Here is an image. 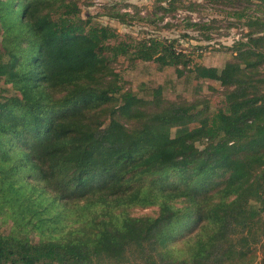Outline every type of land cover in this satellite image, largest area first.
Segmentation results:
<instances>
[{"label": "trees", "instance_id": "obj_1", "mask_svg": "<svg viewBox=\"0 0 264 264\" xmlns=\"http://www.w3.org/2000/svg\"><path fill=\"white\" fill-rule=\"evenodd\" d=\"M109 10L121 23L139 15ZM248 24L264 32V13ZM0 35V78L20 94L0 93V215L14 221L0 231V264H252L264 214L260 37L238 41L222 69L192 70L228 89L210 110L114 87L122 56L180 74L189 61L172 43L123 40L76 0H0Z\"/></svg>", "mask_w": 264, "mask_h": 264}, {"label": "rangeland", "instance_id": "obj_2", "mask_svg": "<svg viewBox=\"0 0 264 264\" xmlns=\"http://www.w3.org/2000/svg\"><path fill=\"white\" fill-rule=\"evenodd\" d=\"M76 1L81 7L83 17L89 16L93 22L101 25H111L120 33L123 40L138 44L149 39H159L167 44H174L178 52L187 56L189 64L184 69V74H180L176 66H163L153 60H134L122 56L114 63L115 74L111 79L113 86L118 87L121 92L131 91L146 100H152L153 94L160 91L168 101L195 102L200 108L210 110L222 107L227 87L218 79H199L192 70L196 65L222 69L226 62L234 60L235 52L232 47L238 41H248L251 35L260 37L258 48L264 51V32H253L252 29L255 28L248 24L251 17L264 13V8L259 9L255 0ZM113 7L119 9L121 13L139 15L134 19H125L126 22L121 23L102 14ZM108 13L111 14V10ZM156 14L158 16L155 17ZM1 40L0 35V44ZM260 71L264 75V62ZM0 93L13 97L20 96L12 84H6L3 78H0ZM148 108L149 111H155L157 105L151 104ZM120 121L131 129L137 125L135 121L121 116ZM172 131L174 134L176 129ZM130 210L134 216H156L159 208L136 206ZM261 218L258 229L261 235L259 241L252 243L251 249L248 250L249 257L253 259L252 264H261L264 257V214ZM13 224L11 217L1 213L0 231L9 232ZM185 237L179 239L177 244H182ZM244 251H247V248Z\"/></svg>", "mask_w": 264, "mask_h": 264}]
</instances>
